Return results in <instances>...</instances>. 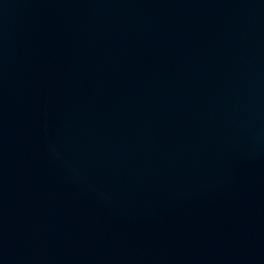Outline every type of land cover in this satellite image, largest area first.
<instances>
[{
	"label": "water",
	"instance_id": "95a60500",
	"mask_svg": "<svg viewBox=\"0 0 264 264\" xmlns=\"http://www.w3.org/2000/svg\"><path fill=\"white\" fill-rule=\"evenodd\" d=\"M0 264H264V0H0Z\"/></svg>",
	"mask_w": 264,
	"mask_h": 264
}]
</instances>
